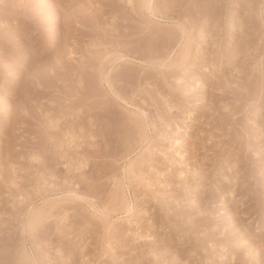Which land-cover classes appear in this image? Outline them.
Here are the masks:
<instances>
[{
    "label": "rangeland",
    "instance_id": "374dc122",
    "mask_svg": "<svg viewBox=\"0 0 264 264\" xmlns=\"http://www.w3.org/2000/svg\"><path fill=\"white\" fill-rule=\"evenodd\" d=\"M0 264H264V0H0Z\"/></svg>",
    "mask_w": 264,
    "mask_h": 264
}]
</instances>
